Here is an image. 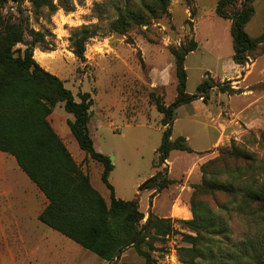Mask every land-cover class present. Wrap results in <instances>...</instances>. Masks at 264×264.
<instances>
[{
	"label": "rangeland",
	"instance_id": "obj_1",
	"mask_svg": "<svg viewBox=\"0 0 264 264\" xmlns=\"http://www.w3.org/2000/svg\"><path fill=\"white\" fill-rule=\"evenodd\" d=\"M138 1L81 0L74 2L73 10L66 11L59 5L48 14L45 7L35 8L30 0H7L0 7V15L20 18L27 28V39L31 38L29 28L43 32L44 41L36 43L33 56L63 80L75 100H79L78 92H90L93 103L88 128L94 148L109 158L112 156L114 168L108 179L116 197L132 198L137 187L157 169L175 180L159 191L154 209L150 204L152 192H139L143 222L149 211L159 216L174 197L179 196L189 208L192 186L201 182L200 165L232 141L264 162V143L259 142L264 132V45L255 59L245 64L236 62L231 19L216 13L217 0H170L165 14L145 24H131L124 33L109 31L107 24L115 16L116 8ZM253 9L244 27L250 35L264 28V0H254ZM82 24L99 27L98 34L85 43L83 60L72 52L69 37ZM191 40L197 45L184 60L186 91L193 93L196 85L207 79L212 85L209 98L204 102L200 97L177 108L170 138L183 135L192 150L173 149L156 168L153 163L165 125L151 94L165 104L174 99L177 81L169 47ZM16 47L24 45L18 43ZM226 80L239 91L221 92L218 84ZM48 118L77 163L89 174L92 185L108 201L110 191L100 178L101 163L85 155L70 132L67 119H72V114L59 102ZM225 175L221 174V178ZM251 175L242 180L250 185L264 183L263 168L253 170ZM184 180L189 187L178 185ZM200 198L214 206L215 202L227 201L229 196L217 193L214 199ZM184 204H179L183 207L179 214L172 212L168 216L174 219L178 230H183L178 219L191 217H185L188 213ZM44 205V195L17 166L13 156L0 151V264H146L133 247L112 261L99 258L39 221L37 213ZM227 224L233 238L248 228L234 210ZM66 243L70 248H59ZM181 244L177 232L156 241L151 264H182L177 254Z\"/></svg>",
	"mask_w": 264,
	"mask_h": 264
},
{
	"label": "trees",
	"instance_id": "obj_2",
	"mask_svg": "<svg viewBox=\"0 0 264 264\" xmlns=\"http://www.w3.org/2000/svg\"><path fill=\"white\" fill-rule=\"evenodd\" d=\"M30 1L35 8L45 7L47 13L52 14L59 5L66 11L73 10L74 2L81 0ZM169 1L139 0L136 4L118 6L107 28L124 33L131 24H145L165 14ZM253 1L216 2V13L231 19L233 56L240 64L255 59L264 45V28L256 35L244 29L254 11ZM6 2L0 0V7ZM26 29L20 18L0 15V151L11 154L46 197L47 203L37 214L39 221L106 261L118 258L125 249L133 247L146 264H151L155 242L177 232L182 242L177 247L182 264H264V231L259 229H264V183L250 185L242 180L253 170L264 169L262 159L233 141L230 146L220 147L217 156L200 165L201 182L192 186L189 199L191 217L178 219L183 230L175 228L171 217H161L151 211L142 222L144 212L139 208V192L157 193L175 180L157 169L137 187L132 198L114 195L108 179L114 165L107 155L94 148L88 128L93 103L90 92H78L79 100H75L63 80L33 56L36 43L44 41L43 32L29 28L31 38L27 39ZM98 31L97 24H82L70 32L71 50L77 58L84 59L85 43ZM18 43L24 47H16ZM196 45V41L191 40L169 47L177 81L174 99L165 104L159 96L151 94L153 104L162 114L161 123L165 125L153 167L162 164L173 149L192 150L183 135L170 136L179 106L200 97L204 102L209 98L212 85L207 79L198 83L193 93L186 91L184 60ZM218 88L228 94L239 91L229 80L218 84ZM59 102L72 114L67 124L80 149L102 165L100 178L110 191L108 201L92 185L89 174L77 163L49 121L48 116ZM259 142L264 143V132ZM231 162H234L233 167ZM221 174H226L224 179ZM217 193L229 199L212 206L200 198L211 196L214 199ZM232 210L248 226L236 238L232 237L227 224Z\"/></svg>",
	"mask_w": 264,
	"mask_h": 264
},
{
	"label": "crops",
	"instance_id": "obj_3",
	"mask_svg": "<svg viewBox=\"0 0 264 264\" xmlns=\"http://www.w3.org/2000/svg\"><path fill=\"white\" fill-rule=\"evenodd\" d=\"M196 100H198V99H195V101ZM194 101V100H193ZM193 101H191V103L193 102ZM52 113V112H51ZM50 113V114H51ZM214 144V143H213ZM1 152H3V151H1ZM3 153H6V152H3ZM7 154H9V153H7ZM11 155V154H10ZM12 156V155H11ZM6 158V157H5ZM14 158V157H13ZM15 159V158H14ZM16 161V160H15ZM16 164H17V162H16ZM17 166H18V164H17ZM19 167V166H18ZM112 171V170H111ZM27 176V175H26ZM171 178V177H170ZM33 183V182H32ZM178 185H180L181 187H189V185L187 184V180H184L182 183H178ZM36 186V185H35ZM39 190V189H38ZM40 191V190H39ZM147 191H150V192H152V196H153V200L150 202V204H151V206H152V208L154 209V206H155V199H156V197H157V195L159 194V192H157V193H153V191L152 190H147ZM41 192V191H40ZM42 193V192H41ZM43 194V193H42ZM45 197V196H44ZM47 203V199H46V197H45V204ZM184 204L183 202H182V200L180 199V197L178 196V197H174L173 199H171L170 201H169V204L159 213V216H161V217H168L169 215H171V213L173 212V208H174V205H177V208L176 209H179L180 210V208H183V207H180V205L179 204ZM45 206V205H44ZM43 206V207H44ZM184 208H186L185 209V211H187V215L188 216H185V217H189L190 215H191V211H190V209L188 208V206L186 205V204H184ZM38 214V213H37ZM62 245H64V246H60L59 248H70V244L69 243H66V244H62ZM82 247V246H81Z\"/></svg>",
	"mask_w": 264,
	"mask_h": 264
},
{
	"label": "bare ground",
	"instance_id": "obj_4",
	"mask_svg": "<svg viewBox=\"0 0 264 264\" xmlns=\"http://www.w3.org/2000/svg\"><path fill=\"white\" fill-rule=\"evenodd\" d=\"M179 211H180L179 209H176V208L173 209L174 214H179Z\"/></svg>",
	"mask_w": 264,
	"mask_h": 264
},
{
	"label": "water",
	"instance_id": "obj_5",
	"mask_svg": "<svg viewBox=\"0 0 264 264\" xmlns=\"http://www.w3.org/2000/svg\"><path fill=\"white\" fill-rule=\"evenodd\" d=\"M112 156L109 158L111 160Z\"/></svg>",
	"mask_w": 264,
	"mask_h": 264
}]
</instances>
